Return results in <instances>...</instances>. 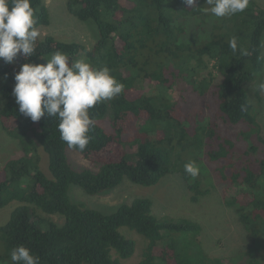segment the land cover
<instances>
[{"label": "trees", "instance_id": "obj_1", "mask_svg": "<svg viewBox=\"0 0 264 264\" xmlns=\"http://www.w3.org/2000/svg\"><path fill=\"white\" fill-rule=\"evenodd\" d=\"M31 5L37 27L48 26L43 0ZM67 7L78 19L95 22L92 48L40 36L33 56L0 60V73L15 83L22 64H42L60 51L71 62L107 66L124 91L89 110L95 127L80 152L61 139L58 118L45 113L33 122L19 112L12 84L2 87L0 122L22 153L0 168V209L19 202L0 224V264H13L11 251L19 245L40 264H264L263 99L253 85L264 80V6L250 0L244 12L224 18L206 13V0L195 8L184 0H68ZM240 47L250 54L241 55ZM68 149L90 164L74 165ZM45 153L51 176L41 169ZM190 161L200 169L195 179L184 171ZM175 172L193 203L223 185L225 203L248 235L242 250L212 254L200 222L158 216L148 197L105 213L74 202L69 193L77 185L96 195L125 178L153 186ZM137 254V261L126 263Z\"/></svg>", "mask_w": 264, "mask_h": 264}, {"label": "clouds", "instance_id": "obj_2", "mask_svg": "<svg viewBox=\"0 0 264 264\" xmlns=\"http://www.w3.org/2000/svg\"><path fill=\"white\" fill-rule=\"evenodd\" d=\"M198 0H184L196 7ZM250 0H206L205 9L216 18L244 12ZM31 0H0V60L13 63L17 57L34 55L41 36ZM233 53L238 50L237 38L229 41ZM241 55L250 54L240 47ZM12 95L19 112L38 122L47 113L59 119L61 139L69 148L83 152L90 144V131L95 127L89 110L97 104L120 96L124 85L110 73L107 66L93 68L83 60L71 62L67 54L56 51L46 63L26 62L14 75ZM264 90V83L259 85ZM184 171L195 179L200 174L195 162H187ZM13 264H40L39 256L24 245L11 251Z\"/></svg>", "mask_w": 264, "mask_h": 264}, {"label": "rangeland", "instance_id": "obj_3", "mask_svg": "<svg viewBox=\"0 0 264 264\" xmlns=\"http://www.w3.org/2000/svg\"><path fill=\"white\" fill-rule=\"evenodd\" d=\"M257 1L264 6V0ZM67 2L68 0H43V3L49 9L51 22L48 26L39 27L41 36L53 35L60 40L78 41L87 48H92L98 39V29L95 22L93 20L82 21L78 19L69 12ZM262 53L264 55V35L262 38ZM48 59L50 58L48 57ZM43 61V63H46L47 58L45 57ZM262 83H264V80L254 82L253 85L258 86L262 94L263 100L259 108V121L264 131V90L259 87ZM6 84H12L13 87L15 85L0 73V109L5 102L1 89ZM151 85L154 86V84ZM21 153L17 140L6 133L0 122V168L9 158L21 155ZM68 155L72 163L78 167H85L90 164L75 150L68 149ZM41 169L48 176H51L49 156L46 153L41 160ZM69 193L74 202L105 213L114 212L122 204L131 203L138 197L151 198L153 211L158 216H182L200 222L203 226L202 238L212 254L232 256L248 244L247 232L239 223L236 211L225 203V189L222 184L211 188L208 195L197 203L191 201L186 183L182 175L177 172L167 175L153 186L138 185L125 178L117 187L96 195L87 193L77 185H71ZM18 204L19 202L14 200L0 209V224L10 219ZM54 218L59 222L63 221L59 216H54ZM120 231L127 236H132L129 234L131 232L127 227L120 228ZM138 259L137 254L127 260L126 263Z\"/></svg>", "mask_w": 264, "mask_h": 264}]
</instances>
